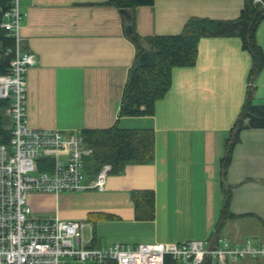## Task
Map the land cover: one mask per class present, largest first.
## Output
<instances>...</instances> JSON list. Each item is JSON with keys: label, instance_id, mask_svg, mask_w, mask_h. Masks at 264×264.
<instances>
[{"label": "crops", "instance_id": "obj_1", "mask_svg": "<svg viewBox=\"0 0 264 264\" xmlns=\"http://www.w3.org/2000/svg\"><path fill=\"white\" fill-rule=\"evenodd\" d=\"M107 1L22 0L20 49L37 57L27 72L28 123L68 133L116 123L153 128L155 161L109 173L102 190L30 192L33 214L84 221L86 246L94 240L107 246L191 239H225L235 246L253 240L255 233L264 235V128L244 129L233 149L227 181L235 216L218 227L224 141L245 103L253 65L241 38H202L195 65L173 69L172 86L157 101L154 115L121 116L137 48L127 33L126 15ZM244 2L154 0L135 9V28L143 36L177 34L191 17L235 19ZM256 38L264 51V20ZM253 82V101L264 104V68ZM97 173L85 168V181L91 183ZM139 189L155 191L153 220L136 218L131 191ZM253 241L264 243V236ZM259 260L264 258L244 257L231 264Z\"/></svg>", "mask_w": 264, "mask_h": 264}, {"label": "built area", "instance_id": "obj_2", "mask_svg": "<svg viewBox=\"0 0 264 264\" xmlns=\"http://www.w3.org/2000/svg\"><path fill=\"white\" fill-rule=\"evenodd\" d=\"M11 3L3 26L17 39L16 56L9 73L0 75V98L10 100L6 113L13 122L10 142L0 144V264H164L166 254L177 264H231L244 257L264 258V243L256 244L251 239L235 246L225 239L217 243L191 239L86 246L84 221L33 214L30 192L102 190L111 166L104 165L95 180L87 183L85 159L92 155V149L85 145L81 132L29 125L27 72L37 57L21 52L20 30L25 13L22 0ZM48 160H53L51 169L44 168ZM156 255L159 260L154 258Z\"/></svg>", "mask_w": 264, "mask_h": 264}, {"label": "trees", "instance_id": "obj_3", "mask_svg": "<svg viewBox=\"0 0 264 264\" xmlns=\"http://www.w3.org/2000/svg\"><path fill=\"white\" fill-rule=\"evenodd\" d=\"M120 10L130 11L127 17L132 30L129 37L137 48L132 67L126 81L122 98L121 116H152L156 103L164 98L172 86L173 69L195 65L198 56V43L204 37H240L242 48L253 59L249 73V86L246 100L238 118L225 138V154L221 158V185L224 205L218 227L235 216L230 202L232 186L227 181V170L232 161L235 145L244 129L264 128V104L254 103L253 80L264 68V51L256 38V32L264 20V0H245L239 17L235 19H212L191 17L183 30L177 34L143 36L135 28V9L151 5L154 0H108L106 2ZM12 6L11 0H0V75L9 73L11 62L16 56L17 39L11 30L3 26L5 12ZM131 14V15H130ZM10 104L8 98H0V144L10 142L13 122L6 113ZM84 143L92 149L86 157L88 170L97 173L104 165H110V174H119L127 164H147L155 161L156 134L153 128H123L118 123L108 128L81 130ZM46 169L53 167V160L46 161ZM155 191L139 189L131 191L136 218H155ZM97 240L92 246H98ZM164 264H177L170 254L164 256ZM204 264H216L207 261Z\"/></svg>", "mask_w": 264, "mask_h": 264}, {"label": "rangeland", "instance_id": "obj_4", "mask_svg": "<svg viewBox=\"0 0 264 264\" xmlns=\"http://www.w3.org/2000/svg\"><path fill=\"white\" fill-rule=\"evenodd\" d=\"M21 8H22V3H21ZM23 21V20H22ZM88 167V164H87V160L85 161V168H87ZM62 192H70V191H62ZM38 193H43V192H38ZM61 193V192H60ZM29 197V196H28ZM29 204H30V202H29ZM46 204H47V209H51L52 208V205H53V201L51 200V199H47L46 200ZM30 206H31V204H30ZM33 207V206H32ZM53 207H54V205H53ZM33 209V212H35V209L34 208H32ZM37 213V212H36ZM35 214V213H34ZM253 236H255L254 238H253ZM252 236V239L254 240L255 238H257V239H261L264 235L262 234V233H255V235H253ZM249 258V257H248ZM258 263L260 264V263H264V261H262V260H259L258 261Z\"/></svg>", "mask_w": 264, "mask_h": 264}, {"label": "water", "instance_id": "obj_5", "mask_svg": "<svg viewBox=\"0 0 264 264\" xmlns=\"http://www.w3.org/2000/svg\"><path fill=\"white\" fill-rule=\"evenodd\" d=\"M121 12L126 13L127 15H129V13L127 11H125V10H121ZM131 30H132L131 26H127V33L131 32Z\"/></svg>", "mask_w": 264, "mask_h": 264}, {"label": "bare ground", "instance_id": "obj_6", "mask_svg": "<svg viewBox=\"0 0 264 264\" xmlns=\"http://www.w3.org/2000/svg\"><path fill=\"white\" fill-rule=\"evenodd\" d=\"M136 255H137L138 257L141 256L140 254H136ZM136 255H135V256H136ZM154 258L159 260L160 257L156 255Z\"/></svg>", "mask_w": 264, "mask_h": 264}]
</instances>
